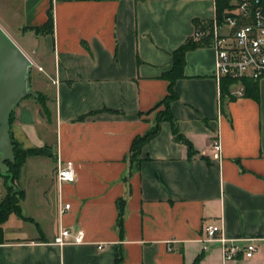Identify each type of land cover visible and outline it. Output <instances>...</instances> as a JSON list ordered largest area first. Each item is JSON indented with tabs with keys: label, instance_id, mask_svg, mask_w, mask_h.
I'll return each mask as SVG.
<instances>
[{
	"label": "crops",
	"instance_id": "0c3cea01",
	"mask_svg": "<svg viewBox=\"0 0 264 264\" xmlns=\"http://www.w3.org/2000/svg\"><path fill=\"white\" fill-rule=\"evenodd\" d=\"M48 9L52 32L36 31ZM214 12L211 0H0V27L43 74L35 91L50 110L47 121L37 100L22 99L10 135L53 154L23 160L24 198L2 223L0 264H264V79L257 98L231 94L241 81L221 96L214 49L186 50L169 110L194 154L162 120L129 157L164 110L173 52ZM67 162L75 180L58 183ZM28 177L41 193L35 214L21 213ZM4 192L0 175V200ZM220 219L225 239H255L252 257L224 262L222 243L205 240L204 225ZM61 228L82 230L84 242L52 244Z\"/></svg>",
	"mask_w": 264,
	"mask_h": 264
},
{
	"label": "built area",
	"instance_id": "2783aa9c",
	"mask_svg": "<svg viewBox=\"0 0 264 264\" xmlns=\"http://www.w3.org/2000/svg\"><path fill=\"white\" fill-rule=\"evenodd\" d=\"M215 12L210 19H200L196 22L193 33L194 40L209 46L215 51L213 75L218 83L223 78L234 80L231 86L237 85L242 79L259 81L264 79V0H211ZM232 95L243 94V86L231 91ZM221 95V93H220ZM212 147L214 155L221 158V145L215 138ZM55 178L58 183L73 182L75 170L72 163H59L55 168ZM64 203L61 212L69 208ZM223 222L204 225L205 240H219L222 243V259L230 261L242 252L245 258L255 253V239H249L243 246L236 240L225 239L222 236ZM84 242V233L80 229L61 228L53 238L52 244H80ZM101 247V245H99Z\"/></svg>",
	"mask_w": 264,
	"mask_h": 264
},
{
	"label": "trees",
	"instance_id": "16d2710c",
	"mask_svg": "<svg viewBox=\"0 0 264 264\" xmlns=\"http://www.w3.org/2000/svg\"><path fill=\"white\" fill-rule=\"evenodd\" d=\"M36 31H48L52 32V12L51 9L47 11V20L45 24L41 27L35 28ZM202 46V44L193 38L188 39L182 46L176 49L173 54V67L171 70V74L168 75L169 85H168V94L166 95L163 103H164V110L158 114L156 119L155 126L146 132L144 135H139L133 138L130 149H129V157L133 161L137 160V155L141 149V147L150 139L152 138L157 132L159 128V124L162 120H168L171 123L172 129V136L173 140L176 142L183 143L187 146L188 156L194 154L193 148L191 143L178 131L177 125L173 117L170 115L169 104L170 102L176 98V93L172 88L173 80L181 76V70L184 64V53L186 50ZM234 80H229L223 78L220 83V93L221 96L228 94V87L233 84ZM241 83L243 85V95H251L257 98V81L252 79H242ZM35 97L40 105V115L44 117L47 121H50V110L47 105L48 98L43 95L41 92L34 91ZM12 119V114L10 116V123ZM12 143L14 144V154H15V163H10L6 161L9 172L7 171L6 174L0 175L4 178L5 183V192L0 200V243L4 242L2 237V223L8 218L11 213H20V201L24 198V191L20 190L19 192L12 188L11 185L8 184L7 178L10 177L11 179L17 180L20 168L23 163V160L26 156L30 155H44L53 158V154L51 152V146L44 145L43 147H36L30 148L27 150L20 149L17 144L13 141L11 137ZM121 215V210L119 212V216Z\"/></svg>",
	"mask_w": 264,
	"mask_h": 264
},
{
	"label": "water",
	"instance_id": "95a60500",
	"mask_svg": "<svg viewBox=\"0 0 264 264\" xmlns=\"http://www.w3.org/2000/svg\"><path fill=\"white\" fill-rule=\"evenodd\" d=\"M32 62L13 39L0 27V172L15 163L14 144L10 135V116L26 96H35L30 87Z\"/></svg>",
	"mask_w": 264,
	"mask_h": 264
},
{
	"label": "rangeland",
	"instance_id": "374dc122",
	"mask_svg": "<svg viewBox=\"0 0 264 264\" xmlns=\"http://www.w3.org/2000/svg\"><path fill=\"white\" fill-rule=\"evenodd\" d=\"M28 54L32 55L31 52H28ZM29 78H30V87L33 91H35V89L38 88L39 83L41 82V80L43 78V74L40 72V70L36 67V65L33 62H32V67H31V72H30ZM24 99H27L28 101L37 100L32 95L26 96ZM8 172H9V170H8ZM7 182L16 191L19 192L21 190L20 186L17 184V181L15 179H13V178L11 179L10 177H8ZM23 186H24V189L26 190V192L28 194V204H26V206L23 208L21 207V213H27L28 212L30 214H35L34 207L37 204L39 197L41 195L40 189H39V184L33 178L28 177L25 180ZM26 225L28 226L29 229H33V226L31 223L27 222Z\"/></svg>",
	"mask_w": 264,
	"mask_h": 264
}]
</instances>
